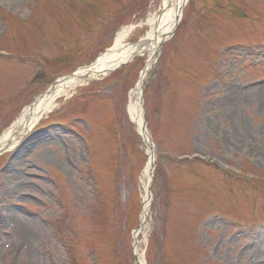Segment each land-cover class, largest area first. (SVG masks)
<instances>
[{
	"label": "rangeland",
	"instance_id": "obj_1",
	"mask_svg": "<svg viewBox=\"0 0 264 264\" xmlns=\"http://www.w3.org/2000/svg\"><path fill=\"white\" fill-rule=\"evenodd\" d=\"M162 6L0 0V135L123 27L139 42ZM148 57L60 100L0 156V264H137L136 236L147 264H264V0H189L157 51L143 101L157 160L137 235L149 156L127 109Z\"/></svg>",
	"mask_w": 264,
	"mask_h": 264
},
{
	"label": "bare ground",
	"instance_id": "obj_2",
	"mask_svg": "<svg viewBox=\"0 0 264 264\" xmlns=\"http://www.w3.org/2000/svg\"><path fill=\"white\" fill-rule=\"evenodd\" d=\"M188 2L189 0H163V14L154 15L147 19L143 25L148 29V32L139 42L134 44L127 43L135 27L134 25L125 26L117 33L113 46L102 53L95 62L78 68L71 76L58 79L51 86V89L40 94L36 98V101L27 106L19 117L0 135V156L6 152L17 151L24 137L59 107L60 100L70 98L78 89L84 88L92 82L109 75L132 58L148 54V62L142 76L136 87L130 92L127 109L131 121L136 125L139 134L147 146L149 156L142 173L144 186V203L141 214L142 227L147 220L152 200L150 185L156 156L153 141L143 117L141 92L149 72L155 63L156 53L161 43L171 39L178 19L182 18L184 7ZM232 95H234L236 100L242 98V93L236 95L233 91ZM18 226L22 229L24 235L28 233L29 237L26 236V238L33 242L35 229L21 222H19ZM141 232L142 229L138 230L137 235ZM136 237L134 251L137 256V264H147L146 257L141 252L139 241Z\"/></svg>",
	"mask_w": 264,
	"mask_h": 264
}]
</instances>
